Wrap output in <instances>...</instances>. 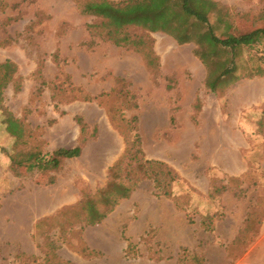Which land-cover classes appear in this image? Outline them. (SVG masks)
Masks as SVG:
<instances>
[{"label":"rangeland","instance_id":"1","mask_svg":"<svg viewBox=\"0 0 264 264\" xmlns=\"http://www.w3.org/2000/svg\"><path fill=\"white\" fill-rule=\"evenodd\" d=\"M86 1L94 0H0V64L15 67L0 97V198L11 195L5 212L15 200L17 218L34 220V253L6 242L0 264H264V43L240 47L232 74L210 91L196 41L150 33L149 67L87 29L96 19L81 12ZM214 1L223 6L209 18L217 36L264 26V0ZM227 55L219 48L215 58ZM7 114L24 130L18 141ZM113 114L136 117L144 157L179 180L170 196L142 180L83 226L78 204L105 186L125 149ZM78 145L56 171L30 159ZM25 152L10 165L8 156ZM51 197L57 209L45 213ZM30 199L45 210H29Z\"/></svg>","mask_w":264,"mask_h":264},{"label":"trees","instance_id":"2","mask_svg":"<svg viewBox=\"0 0 264 264\" xmlns=\"http://www.w3.org/2000/svg\"><path fill=\"white\" fill-rule=\"evenodd\" d=\"M222 9L223 6L214 0H121L118 2L94 0L84 2L81 12L96 19L95 23L87 25V29L92 34L116 46L141 53L149 67H153L157 62L151 50L150 33H165L177 44L196 41L199 48L194 54L207 68L205 87L210 91H216L221 85L222 77L232 74L233 58L237 50L242 46L249 48L264 43V26L253 28L237 36H217L209 18L212 11ZM195 28L200 32L195 34L193 31ZM129 29L134 30L129 31ZM219 48L225 49L228 55L217 62L215 57ZM259 60L264 63V55ZM14 68L9 61L0 64V79L4 80L3 84L0 82V97L2 87L14 73ZM112 121L115 126L121 128L118 129L123 135L125 149L109 167L105 186L94 196H87L78 204V209L83 214L79 222L83 226L99 223L111 208L119 200L127 198L142 180L151 181L154 193L164 196L172 194L173 185L179 180L165 162L144 157L137 133L136 117L116 118L113 114ZM4 124L6 132L11 137L17 141L23 137L24 130L16 118L7 114ZM80 153L81 146L78 145L72 148H57L46 156L36 153L30 159L33 163L42 161L48 169L56 171L66 159L78 157ZM26 154L27 152L20 156L14 154L8 156L10 165L18 166ZM60 263L71 264L69 261Z\"/></svg>","mask_w":264,"mask_h":264},{"label":"crops","instance_id":"3","mask_svg":"<svg viewBox=\"0 0 264 264\" xmlns=\"http://www.w3.org/2000/svg\"><path fill=\"white\" fill-rule=\"evenodd\" d=\"M10 196L11 195L5 194L3 198H0V245L4 246L6 245V242H10L11 244L19 243V245L21 246L22 252L34 253L32 251V245H31V234L33 233V231H31L30 229L34 220L28 224L24 222L22 217L20 219L17 218V214L15 215V213L13 212L16 207L15 200H11L10 202L11 211L5 212V209H6L5 203H6L7 198ZM28 197L29 196L27 195L26 197H24V199H19L18 197L17 198L18 200L23 202ZM52 199H55L54 205L53 207H51L50 201L46 202L45 208H47L50 211H47L45 213H50L57 209V198L54 197ZM28 202H30V205H31V208H29V210H33L35 208H37L38 210H45L43 207L44 202L35 204L31 199ZM45 213H42L41 216ZM21 222H24V223H21Z\"/></svg>","mask_w":264,"mask_h":264}]
</instances>
